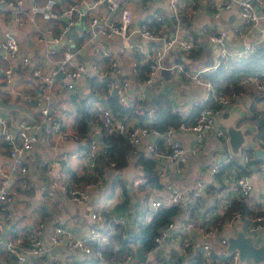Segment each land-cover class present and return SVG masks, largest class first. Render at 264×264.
<instances>
[{"label":"built area","instance_id":"obj_1","mask_svg":"<svg viewBox=\"0 0 264 264\" xmlns=\"http://www.w3.org/2000/svg\"><path fill=\"white\" fill-rule=\"evenodd\" d=\"M36 1L0 0V52L3 53L4 61L9 63L8 68H3L0 72V102L29 109L35 115V120L27 118L24 113L15 120L13 113L0 114V142L4 143L3 146L0 145V155L10 161L6 168L4 160H0V264L58 263L57 257L49 255V248L44 242V223L37 222L23 230L19 214L9 210L15 194L13 176L22 178L19 182L21 188L26 185L24 178L28 168L23 156L43 141L53 142L49 147L54 152L59 148V142L78 143L72 152L64 150L59 155L55 153L54 156L42 160L44 178L39 183L38 196L44 203L52 194L58 193L74 205H85L90 190L102 191L109 176H117L115 159L107 160L108 164L103 171H99L96 166L97 159L110 147L106 138L112 135L122 136L134 153L141 152L147 159L174 164L176 178H173L185 183L180 187L173 183L164 184L159 189L164 191V197L156 192L150 193L141 214L133 216L131 222L123 215L107 219L109 232L104 226V217L95 211L89 215L90 221L84 235H78L68 226L56 224L49 233V241L53 247L69 253H79L85 261L87 259L90 262L105 263L103 249L110 241L109 233L112 229L115 231L112 236L127 242L128 251L121 259L115 258L111 264H173L178 258L185 260L195 257V254L198 256L193 264H264V259L260 262L242 260L238 250L229 249V238L236 235L224 236L221 233L226 223L231 226L240 225L238 232L251 237L255 247L263 244L264 193L253 211L256 215L247 221L243 220L238 210L229 214L227 212L234 201L243 202L248 207L251 205L250 196L254 191V183L249 175L259 169L263 173L264 181V156L256 158L248 155L246 149L249 143H246L240 149L239 163L248 168L250 173L243 174L235 163L227 167L226 165L235 160L230 149V138L214 119L221 109L232 107L248 97L254 111L262 115L263 133L256 137V142L258 151H264V70L254 75L242 76L235 84L220 88L207 77V74L220 66L228 74H232L242 59L255 54L264 44V13L259 14L256 10L257 6L264 5V0H206L216 14L223 9L236 7L239 22L232 24L229 32L237 37H245L247 32L256 31L257 36L251 41L243 39L238 48H231L227 45L228 31L222 29L216 34H210L209 39L216 49L215 61L195 72L179 62L166 64V58L174 48L187 54L204 47V43L191 34L178 36L177 31L183 27L179 18L178 0H168V9L176 18L172 33L161 29L160 16L155 20L160 27L158 31H153L145 24L137 29L150 45L142 50L149 63L144 85H151L158 72L166 70L173 79L182 75L189 78L202 91L200 99L187 111L175 108L174 113L181 118L180 123L163 130L149 126V121L139 122L137 115H141L142 110H135L137 124L129 127L112 115L106 104L108 98H117L124 108H134L136 102L144 99L143 94L133 97L129 94L130 81L121 77L119 64L112 54L102 50L88 68L79 59V51L98 35L105 39L119 37L126 43L129 42L133 32V16L128 0H96L88 8L87 0H73L63 13L67 22L65 32L71 27L75 30V26L87 15V11L96 6L103 5L106 13L104 16L89 19L83 30H76L75 36L81 42L75 50L68 45L59 47L61 35L51 36L50 26L47 31H40L38 42L46 49L43 62L26 54L15 34V31L24 26L23 13L30 20V14H38L46 22L52 18L57 1L46 0L44 4ZM30 3L28 9H24ZM118 9L120 16L116 20L115 13ZM242 28L244 32L241 31ZM50 42L55 47L49 46ZM125 49L140 51L135 43L125 45L119 52L122 53ZM18 68L26 70L28 76L21 83H13L14 70ZM59 77L66 81L62 86L56 84V78ZM78 79H83L86 84L84 92L79 96L80 102L74 100ZM90 81L103 82L104 85L95 89L89 86ZM2 87H7V92L13 97L10 102L2 100ZM38 98L46 102V105L37 111L33 107L38 105ZM52 98L53 102L50 103ZM78 106L87 113V129L82 134L77 129L73 131L66 127L67 120L77 116ZM146 113L152 116L151 110ZM13 125H16V131L10 132ZM90 131H95V134ZM209 131L215 135L219 145L223 146V153L216 161L207 162L205 154H209L210 150L203 149L202 155H199L202 148H187L175 138L176 133L181 132L202 141L205 133ZM150 137L153 138L152 141ZM195 159L197 164L192 163ZM74 161L84 163L88 168L87 176L77 184H71L59 172L62 166L68 167ZM190 166V169L194 168L193 173L196 175L205 172L206 176L189 180ZM141 184L142 179L137 178L131 181L130 186L138 188ZM172 207L178 209L177 215L168 225L158 230L154 247L146 253L142 252V242L133 241V238L142 227L151 222L158 209ZM165 246H169L172 256L164 249ZM139 252L144 258L142 261L138 259ZM215 253L219 259L214 257Z\"/></svg>","mask_w":264,"mask_h":264},{"label":"crops","instance_id":"obj_2","mask_svg":"<svg viewBox=\"0 0 264 264\" xmlns=\"http://www.w3.org/2000/svg\"><path fill=\"white\" fill-rule=\"evenodd\" d=\"M46 0H37L39 4H44ZM57 4L54 7L52 12V18L50 21H44L38 14H30L32 20H30L25 13L22 14L24 19V26L17 31L15 34L17 40L22 48V50L40 60L44 61L45 55V46L38 42L40 31H43L40 28V25L45 26L47 31L48 27L51 28V36L58 37L61 35V45H74L79 46L81 42L75 36L76 30H83L86 28L88 20L105 15V8L103 5L96 6L93 9L87 11V15L84 16L76 26L75 30L71 27L68 31H64V27L67 24L63 13L67 9L70 3L73 0H56ZM96 0H87V8ZM179 4V18L183 24L181 30L177 31L178 36L184 37L187 34H191L195 39L200 40L204 43V47L199 52L196 53H182L179 49H172L170 55L166 58V64L169 62L182 63L187 68H190L192 71H197L202 69L204 66L210 65L215 61L216 58V49L215 46L211 43L209 39L210 34H216L220 30L225 29L228 31L227 36V45L231 48H238L242 43V40H254L257 36L256 31L247 32L246 36L243 35H234L229 32V28L232 24L239 22L238 11L236 7L230 9H223L220 13L216 14L207 4L206 0H178ZM31 5L27 4L24 9H28ZM128 5L131 7L133 20L131 23V30L133 31L130 35L129 42L126 43L125 40L121 38L105 39L101 35L93 38L92 42L89 43L84 49L79 51V59L85 64L88 68L92 62L98 57L99 53L102 50L108 51L112 54L119 64L121 71V77L130 81V92L129 94L133 97L139 94H143L144 98L149 97H160L163 102H167L171 105L172 111L174 112L175 108H181L184 111L190 109L197 100L201 97V88L194 84L189 78L185 76L176 77L173 79L171 73L166 70L158 72L154 77L151 85H144V80L140 79L139 74L143 65V53L142 50L146 49L149 45V42L146 41L138 32L137 29L143 24L147 25L153 31H158L159 28L165 30L166 32L172 33L175 30V16L168 9V0H128ZM2 6H0V9ZM256 10L259 14L264 13V5L257 6ZM120 13L119 9L115 13L116 20L119 19ZM160 16L162 18L160 27L156 23V17ZM2 18V17H1ZM40 24V25H39ZM79 24H82L81 27L77 28ZM158 28V29H157ZM244 32V29L242 30ZM62 33V34H61ZM129 43H135L138 46L140 51H128L127 49L124 52L120 53L119 49L124 47ZM49 46L55 47L53 42H50ZM84 55H89V59L85 61L83 58ZM141 57V58H140ZM9 63L4 61L3 53L0 52V72L3 68H8ZM28 76L26 70L21 68L14 70L13 83H21L24 78ZM66 81L62 77L56 78L57 86H62ZM98 83V82H96ZM86 84L83 79H78L76 82L77 94L74 96V100L80 102L79 96L82 94L86 88ZM95 89H100V87L95 86ZM2 95L1 98L3 101L10 102L13 97L7 92V87L1 88ZM53 102V98L50 103ZM37 104L33 108L39 110L46 105V102L37 99ZM107 104V103H106ZM2 108V107H1ZM253 105L248 97L243 98L242 100L235 103L232 107L221 109V112L214 116L216 124L221 127L225 132L229 129L241 130L242 135L241 139L242 144L238 150L240 154V149L246 143L251 144L253 148V155H256V152L259 150V147L256 142V136L258 133L254 131V127L250 123L248 117L253 115ZM13 113L16 116V119L21 115L20 110H8L0 109V114L4 115L6 113ZM35 112V111H34ZM27 118L34 119L35 115L31 113L29 109L27 112H24ZM119 116V114H117ZM77 117V116H76ZM75 119H68L66 122V127L69 130L77 129V123ZM124 124L128 127L137 124L135 116L129 117L124 115L123 118L119 117ZM141 122L140 119H138ZM143 123V122H141ZM16 131V125H13L10 128V132ZM95 134V131H90ZM228 133V132H227ZM175 138L187 148H197L201 149L202 152L199 155H202L204 150H210L209 154H205L207 162L216 161L223 153V146L219 145V142L215 135L212 132H206L202 141L196 140V138L188 133L177 132ZM151 141L152 137L149 138ZM59 148L54 152L49 146L53 142L43 141L36 147H34L30 152L26 153L23 156V160L26 162L28 171L25 176V187L21 188L20 180L22 179L19 176H13L14 184V196L11 199V205L9 206L10 211H14L21 217V227L26 229L32 227L37 222H43L45 225L43 238L46 246L49 248V255L55 256L58 258L57 264H86L85 259L79 253H69L61 250L59 247H53L49 241V233L52 227L56 224H62L68 226L70 229L74 230L78 235H84L87 232V226L90 221V213L97 212L102 215L105 219V228L109 232L107 227L106 220L115 217L117 215H123L127 218L128 222H131L133 216L141 214L142 209L146 206V201L148 195L152 192L158 193L161 197H164V191L161 192L166 183H173L176 186L182 185L185 183L180 179H174V171L176 166L172 163H167L160 160H152L155 171L156 178L160 187L155 188L147 185L143 181L141 174H143V165L138 161V157L141 155L139 153H134L130 150V154L127 156V162L125 166L116 169V177L113 174L107 179L105 187L102 191L90 190L89 198L85 205H74L67 201L60 194H52L51 198L47 202H41L39 199V183L44 178V169L41 166L42 160L47 157L54 156V154H60L61 151L66 150L67 152L74 151L78 143L72 142H59ZM48 144V145H47ZM230 144V142H229ZM0 145L3 146V141L0 142ZM203 146V147H202ZM204 149V150H203ZM230 149L232 151L231 145ZM233 153V152H232ZM234 154V153H233ZM138 155V156H134ZM211 155V156H209ZM236 157V156H235ZM262 157V156H261ZM259 157V158H261ZM0 160H4V166L9 167L10 161L5 158L3 155H0ZM237 165L244 166L239 163V156L236 157ZM197 164L198 161L193 160ZM141 166V168L139 167ZM188 167V169H190ZM193 169H190L188 174L189 180L198 179L200 177H205L206 173L195 174ZM61 175L71 184H77L84 179L88 174V168L83 163L77 161L71 162L68 167H61L59 169ZM159 172V174H157ZM199 175V176H198ZM251 180L254 183V191L251 193L250 200H252L251 205L248 207L252 212L256 210L258 202L263 197V173L256 169L250 175ZM140 178L142 179V184L138 188L130 186V183L133 179ZM99 202V203H98ZM211 203V202H210ZM194 215V214H191ZM238 230H240V225L231 226L228 223L224 225L221 233L224 236L230 234L237 235ZM109 233L110 241L109 243L115 244L116 259H121L127 251L123 250L120 244H117V237L112 236L114 230H110ZM194 236L195 233H193ZM115 239V240H114ZM214 248H215V244ZM164 249L168 251V254L171 256L173 252L170 251L169 246H165ZM123 250V251H122ZM137 249H135V254ZM190 257L192 259L191 264L194 263L197 258ZM137 258V256H136ZM182 260V263L188 259H176ZM12 259L10 260L11 263ZM87 261V259H86ZM137 263V262H136ZM13 264V263H11Z\"/></svg>","mask_w":264,"mask_h":264},{"label":"trees","instance_id":"obj_3","mask_svg":"<svg viewBox=\"0 0 264 264\" xmlns=\"http://www.w3.org/2000/svg\"><path fill=\"white\" fill-rule=\"evenodd\" d=\"M158 29V28H157ZM79 47V46H78ZM199 51H192L190 53H196ZM141 58V57H140ZM143 65L140 69L139 77L140 79L145 80L147 78V72H148V66L149 63L145 60V57L143 56ZM237 68L232 74H228L223 66L218 67L216 70L212 71L211 73L207 74V77L210 78L213 83L218 87H225L228 84H235L239 78L242 76H249L257 74L258 72L264 70V44L260 46L258 51L253 54L249 55L248 57L242 59L236 66ZM102 87L104 85L103 82H93L90 81L89 86L90 87ZM107 106L110 109L112 115L115 118H123L124 115L132 117L135 116V110H142L141 115H137L138 118L143 121H149V126H153L158 129H166L167 127H175L177 126L181 118L172 111V107L169 103L163 102L160 97H149L144 98L142 101H138L135 104L134 108H124L117 98H108L106 100ZM0 109H3L0 107ZM152 111V116H148L146 111ZM119 114V116L117 115ZM195 113L192 115V119L194 118ZM86 117L87 113L84 112L79 106L77 110V117H76V123H77V130L79 133H84L87 129V123H86ZM250 123L254 127V131L258 133V135L263 133V120L262 115L256 111H253V115L251 117H248ZM257 137V136H256ZM107 143L110 145L109 149L106 151V153L102 156H100L96 163L97 168L99 171H103L104 167L107 166L109 159H115L117 161L116 169H119L123 166H125L127 162V156L130 154V150H132V147L126 142V140L120 136V135H112L108 136L106 138ZM246 152L248 155L253 156V148L250 145H247ZM141 154L138 157V161L142 163L143 165V174H141L143 178V181L147 183V185L151 187L158 188L160 187V184L157 181L156 178V171L154 164L151 159H147L144 157V154L139 152ZM235 160L232 161L230 164L226 165L231 166L233 163L238 164L236 157L239 156V153L233 154ZM236 156V157H235ZM255 156V155H254ZM226 167V168H227ZM225 168V169H226ZM238 168L241 170L243 174H249L250 170L246 167L238 166ZM220 179V175H219ZM233 210H238L243 220L247 221L250 217L255 216L254 212H252L248 206L240 201H234L227 214H229ZM178 209L176 207L172 208H160L157 210L156 214L152 218L151 222L145 226L142 227L139 234L133 238V241H141L142 242V252L146 253L147 251L151 250L154 247V238L157 235V232L160 228L165 227L168 225L171 220L174 218L175 215H177ZM117 244H120L123 250L128 251L127 242L122 241L120 238L116 241ZM122 250V251H123ZM104 257H105V263L100 262H90L85 261L86 264H111L113 260L116 258V252H115V244L108 243L104 249H103ZM216 259H219V256L214 255ZM192 259H188L186 261V264H191ZM164 264H168L165 262ZM177 264H185V262L182 263V260H177Z\"/></svg>","mask_w":264,"mask_h":264},{"label":"water","instance_id":"obj_4","mask_svg":"<svg viewBox=\"0 0 264 264\" xmlns=\"http://www.w3.org/2000/svg\"><path fill=\"white\" fill-rule=\"evenodd\" d=\"M60 76V74H58ZM0 107L8 110H20L21 114L27 112L26 109L14 105H6L0 102ZM230 138V145L234 154L238 153L240 145L242 144L241 130L229 129L227 131ZM256 155L264 156V151H257ZM229 249L238 250L242 260L251 259L253 262H260L264 259V242L259 247H255L252 243L251 237L245 236L243 232H238L235 237L229 238ZM138 259L143 260V256L138 253Z\"/></svg>","mask_w":264,"mask_h":264},{"label":"rangeland","instance_id":"obj_5","mask_svg":"<svg viewBox=\"0 0 264 264\" xmlns=\"http://www.w3.org/2000/svg\"><path fill=\"white\" fill-rule=\"evenodd\" d=\"M82 19H84V17L82 18ZM81 19V20H82ZM40 25V24H39ZM82 26V24H79L78 26H77V28H79V27H81ZM40 28L44 31L45 30V26H43V25H40ZM70 47H72V48H74V45H69ZM83 58L85 59V61H87L90 57H89V55H84L83 56ZM240 155V154H239ZM99 203V202H98Z\"/></svg>","mask_w":264,"mask_h":264}]
</instances>
